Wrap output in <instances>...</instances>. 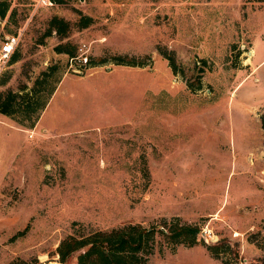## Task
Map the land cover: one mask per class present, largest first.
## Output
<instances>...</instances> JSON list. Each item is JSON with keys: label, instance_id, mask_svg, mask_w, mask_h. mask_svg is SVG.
<instances>
[{"label": "rangeland", "instance_id": "374dc122", "mask_svg": "<svg viewBox=\"0 0 264 264\" xmlns=\"http://www.w3.org/2000/svg\"><path fill=\"white\" fill-rule=\"evenodd\" d=\"M10 1L0 46L18 36L20 59L0 73V91L29 89L52 64L61 82L34 127L0 113V264H76L57 252L70 234L175 217L200 224L198 244L157 235L149 264H224L206 248L224 239L240 249L228 261L259 264L264 0ZM80 13L94 23L46 36L52 16ZM61 43L92 64H72Z\"/></svg>", "mask_w": 264, "mask_h": 264}, {"label": "trees", "instance_id": "16d2710c", "mask_svg": "<svg viewBox=\"0 0 264 264\" xmlns=\"http://www.w3.org/2000/svg\"><path fill=\"white\" fill-rule=\"evenodd\" d=\"M10 7V0H0V19L6 17ZM80 14L79 20L75 23L58 15L52 16L48 22L46 36L55 33L61 39H65L74 28L85 29L94 23L93 17ZM55 50L58 53H66L70 57L77 55V47L72 46L71 43L58 44ZM161 53L169 60L173 71L180 72L175 52L161 50ZM19 59L20 55L15 50L10 63ZM113 59L116 64L144 65L137 57L118 55ZM91 64L92 59H89L88 65ZM58 70L59 67L52 64L37 76L29 89L24 86L20 91H0V113L8 116L21 115L23 118L18 121L19 123L34 127L61 82V78L56 77ZM26 121L29 124H26ZM201 230L200 224L185 223L178 217L171 220L164 218L163 225L159 229L145 227L142 224H127L110 230L70 234L60 242L57 252L63 262L76 256V264H149V256L153 254L156 247L157 235H163L167 243L174 246L173 248L180 244L192 247L198 244ZM206 248L212 257L223 260L224 264H233L226 259L231 251L237 260L240 257L239 245L232 244L228 239L215 244H207ZM10 264L30 263L18 260ZM259 264H264V257L259 259Z\"/></svg>", "mask_w": 264, "mask_h": 264}, {"label": "built area", "instance_id": "2783aa9c", "mask_svg": "<svg viewBox=\"0 0 264 264\" xmlns=\"http://www.w3.org/2000/svg\"><path fill=\"white\" fill-rule=\"evenodd\" d=\"M50 4L57 0H48ZM19 37L18 36H8L0 46V73L10 64L13 53L18 47ZM70 61L80 62L83 68L89 64V57L85 54H80L70 57Z\"/></svg>", "mask_w": 264, "mask_h": 264}, {"label": "water", "instance_id": "95a60500", "mask_svg": "<svg viewBox=\"0 0 264 264\" xmlns=\"http://www.w3.org/2000/svg\"><path fill=\"white\" fill-rule=\"evenodd\" d=\"M202 235L205 237V236H206V233H205V232H203V233H202Z\"/></svg>", "mask_w": 264, "mask_h": 264}]
</instances>
